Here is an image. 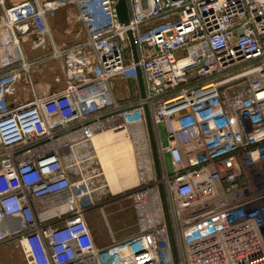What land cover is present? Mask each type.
<instances>
[{
  "label": "built area",
  "instance_id": "obj_1",
  "mask_svg": "<svg viewBox=\"0 0 264 264\" xmlns=\"http://www.w3.org/2000/svg\"><path fill=\"white\" fill-rule=\"evenodd\" d=\"M117 2L4 9L19 41L74 7L87 40L58 54L63 91L0 113V244L17 242L26 264H174L163 186L179 264H264V0H127L128 26ZM137 68L145 98L117 99V78L139 90ZM109 130L127 132L152 178L132 192L137 233L98 247L86 219L98 164L76 152Z\"/></svg>",
  "mask_w": 264,
  "mask_h": 264
},
{
  "label": "crops",
  "instance_id": "obj_2",
  "mask_svg": "<svg viewBox=\"0 0 264 264\" xmlns=\"http://www.w3.org/2000/svg\"><path fill=\"white\" fill-rule=\"evenodd\" d=\"M25 1L4 0V5L0 4V113L35 98L63 91L66 88L62 69L64 56L58 54L87 40L85 27L78 20L76 8L68 7L59 11L55 17H47L49 31L44 37L16 41L15 32L6 23L4 9ZM47 1L54 0H39L41 3ZM108 134L106 132L98 138L106 142ZM91 146L94 152L88 155L90 149H87L77 151L76 155L86 153L88 156L94 155L95 159L93 142ZM11 248L20 253L16 256ZM0 264H26L17 242L0 244Z\"/></svg>",
  "mask_w": 264,
  "mask_h": 264
},
{
  "label": "rangeland",
  "instance_id": "obj_3",
  "mask_svg": "<svg viewBox=\"0 0 264 264\" xmlns=\"http://www.w3.org/2000/svg\"><path fill=\"white\" fill-rule=\"evenodd\" d=\"M180 65L182 67H186L187 64L183 61H180ZM112 85L117 99H121L124 101H135L138 99L139 90L137 88L136 83L133 80L117 78L112 82ZM117 131L119 132L121 130H117ZM105 132H102L100 134H103ZM158 135H159L160 143L163 146H167L168 144L167 132H166V128L163 125H161L158 128ZM128 137L132 140L130 136ZM131 144L133 145L132 142ZM92 150L93 148H91L88 151V154L94 152ZM134 154L141 177V171H143L142 170L143 167L138 162L135 148H134ZM96 158L95 159L93 158L94 161L92 162H95L99 165V166L94 165L93 167V169L96 170L98 173H95V175L91 174L92 176L91 178H93L90 183L91 189L93 191L92 193L93 203L87 211L86 219L94 243L98 246H102L111 243L113 239L124 240L137 233L138 219L134 207V202L132 199V192L139 186L140 183L124 193H121L119 195H113L112 193L109 192L108 186L106 184L105 176L102 175L103 173L102 167L100 166V163L98 162V160H96ZM166 164L168 169L170 170L171 165L168 157L166 158ZM99 173L101 175H99ZM101 187H102L101 191L98 192L97 190L100 189ZM11 250L12 251L14 250L13 253H15L16 256L20 253V251L16 250L15 248L13 249L11 248Z\"/></svg>",
  "mask_w": 264,
  "mask_h": 264
},
{
  "label": "bare ground",
  "instance_id": "obj_4",
  "mask_svg": "<svg viewBox=\"0 0 264 264\" xmlns=\"http://www.w3.org/2000/svg\"><path fill=\"white\" fill-rule=\"evenodd\" d=\"M108 132V141L105 142L98 138L103 135V133L94 137L93 144L109 192L113 195H118L135 187L143 179H151V166L148 160H145L137 153V146H135L133 141L127 136L125 130L119 132L110 130ZM133 146L137 154L138 162L143 167L141 177Z\"/></svg>",
  "mask_w": 264,
  "mask_h": 264
},
{
  "label": "water",
  "instance_id": "obj_5",
  "mask_svg": "<svg viewBox=\"0 0 264 264\" xmlns=\"http://www.w3.org/2000/svg\"><path fill=\"white\" fill-rule=\"evenodd\" d=\"M116 12H117V17H118L119 22L125 26H128L130 24V16H129V9H128L127 0H118L117 5H116ZM127 35L129 37V40H130V45H131V49L133 52L134 61H135V63H137L138 62V54H137V46H136L134 35L131 31H128ZM137 76H138V87H139L140 95L142 98H145L144 81H143V76H142L141 70L139 68H137ZM146 117H147V124H148L150 139H151V145H152V150H153L156 172H157L158 178H160L161 173H160L159 159H158V155H157V146H156V142H155L151 118H150V115H149L147 108H146ZM160 192H161V199H162V203H163L165 219H166V223H167L168 231H169V238H170V244H171V250H172V254H173L174 264H179L177 248H176L175 239L173 236L172 224H171V219H170V215H169V208L167 205V200L165 197L163 186H160Z\"/></svg>",
  "mask_w": 264,
  "mask_h": 264
}]
</instances>
